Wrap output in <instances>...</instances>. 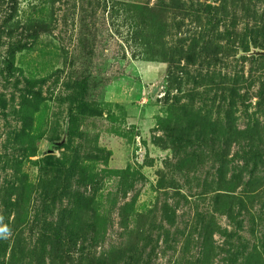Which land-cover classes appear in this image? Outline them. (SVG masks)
<instances>
[{
	"label": "rangeland",
	"instance_id": "rangeland-1",
	"mask_svg": "<svg viewBox=\"0 0 264 264\" xmlns=\"http://www.w3.org/2000/svg\"><path fill=\"white\" fill-rule=\"evenodd\" d=\"M264 0H0V264H264Z\"/></svg>",
	"mask_w": 264,
	"mask_h": 264
},
{
	"label": "water",
	"instance_id": "water-1",
	"mask_svg": "<svg viewBox=\"0 0 264 264\" xmlns=\"http://www.w3.org/2000/svg\"><path fill=\"white\" fill-rule=\"evenodd\" d=\"M247 55H249V56H252V55L253 56H264V51L253 49L250 52H248Z\"/></svg>",
	"mask_w": 264,
	"mask_h": 264
},
{
	"label": "clouds",
	"instance_id": "clouds-1",
	"mask_svg": "<svg viewBox=\"0 0 264 264\" xmlns=\"http://www.w3.org/2000/svg\"><path fill=\"white\" fill-rule=\"evenodd\" d=\"M4 231H6V229H0V232H4Z\"/></svg>",
	"mask_w": 264,
	"mask_h": 264
}]
</instances>
